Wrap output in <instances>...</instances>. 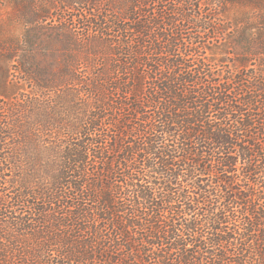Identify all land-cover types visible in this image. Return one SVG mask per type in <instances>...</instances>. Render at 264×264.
Segmentation results:
<instances>
[{
  "label": "trees",
  "instance_id": "trees-1",
  "mask_svg": "<svg viewBox=\"0 0 264 264\" xmlns=\"http://www.w3.org/2000/svg\"><path fill=\"white\" fill-rule=\"evenodd\" d=\"M210 1L0 41V264H264V0Z\"/></svg>",
  "mask_w": 264,
  "mask_h": 264
},
{
  "label": "rangeland",
  "instance_id": "rangeland-1",
  "mask_svg": "<svg viewBox=\"0 0 264 264\" xmlns=\"http://www.w3.org/2000/svg\"><path fill=\"white\" fill-rule=\"evenodd\" d=\"M64 1L66 0H0V41L10 43L16 40L20 44H32L34 54L44 62L52 58L55 48L67 52L66 34H61L59 39L52 38L65 25L75 26L74 20H78L85 12L79 6H67ZM210 2L207 10L215 12L217 6L214 0ZM234 12L238 14L243 10L236 8ZM223 23L218 19L214 25L221 28ZM214 44L223 47L224 39L219 37L210 42V46Z\"/></svg>",
  "mask_w": 264,
  "mask_h": 264
}]
</instances>
